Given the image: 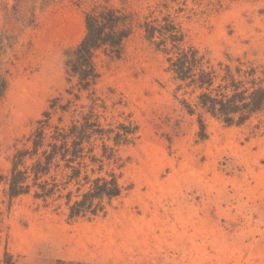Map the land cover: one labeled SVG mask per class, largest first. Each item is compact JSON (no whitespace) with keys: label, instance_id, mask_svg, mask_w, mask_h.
<instances>
[{"label":"rangeland","instance_id":"1","mask_svg":"<svg viewBox=\"0 0 264 264\" xmlns=\"http://www.w3.org/2000/svg\"><path fill=\"white\" fill-rule=\"evenodd\" d=\"M121 1L0 0V35L9 37L0 174L29 147L49 101L70 97L64 54L83 38L84 12L95 6L123 7L136 22L168 11L185 42L211 59L264 65V0ZM95 63L105 116L138 125L134 143L117 152L130 189L104 217L70 222L64 206L31 195L10 200L2 180L0 264L5 253L15 264H264V123L227 127L205 117L207 138L199 140L165 56L138 30L119 59L98 53ZM88 103L85 94L77 102Z\"/></svg>","mask_w":264,"mask_h":264},{"label":"trees","instance_id":"2","mask_svg":"<svg viewBox=\"0 0 264 264\" xmlns=\"http://www.w3.org/2000/svg\"><path fill=\"white\" fill-rule=\"evenodd\" d=\"M162 8L168 9L166 4ZM153 13L136 22L135 14L123 7L102 4L84 12V36L64 54L69 85L65 93L70 97L49 101L27 139L29 147L13 155L6 176L0 174L10 200L31 195L45 206H64L70 222L93 221L104 217L130 189L120 181L123 162L117 152L134 143L138 125L129 116L122 121L105 116L107 106L95 90L100 78L95 58L101 53L119 59L124 43L137 30L165 56L167 72L177 82V91H183L182 111L197 118L199 140L207 138L205 117L227 127L253 120L264 123V65L229 54L213 60L185 42L179 23L168 11L159 10L160 18ZM7 38L0 35V100L7 88L3 61ZM84 94L89 103L77 104ZM5 256L3 264H15Z\"/></svg>","mask_w":264,"mask_h":264}]
</instances>
